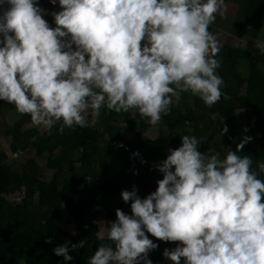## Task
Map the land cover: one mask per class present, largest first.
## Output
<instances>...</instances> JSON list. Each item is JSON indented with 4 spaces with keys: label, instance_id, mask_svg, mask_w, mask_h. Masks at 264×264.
Instances as JSON below:
<instances>
[{
    "label": "clouds",
    "instance_id": "obj_1",
    "mask_svg": "<svg viewBox=\"0 0 264 264\" xmlns=\"http://www.w3.org/2000/svg\"><path fill=\"white\" fill-rule=\"evenodd\" d=\"M49 3L59 10L49 12L38 0H0V101L29 115L32 125L60 122L59 132L91 127L102 106L136 109L156 124L180 92L206 106L224 95L216 72L220 42L209 26L223 15L225 0ZM253 46L264 52V40ZM227 132L223 125L220 136ZM180 139L152 165L162 174L155 191L142 198L135 184L121 190L131 214L115 209L111 243H100L86 264H153L149 253L158 244L146 233L179 242L162 252L173 264H264V180L240 151L252 137L244 135L222 159L201 153L195 135ZM256 169L264 173V162ZM83 244L66 241L52 252L68 262L70 248Z\"/></svg>",
    "mask_w": 264,
    "mask_h": 264
},
{
    "label": "trees",
    "instance_id": "obj_2",
    "mask_svg": "<svg viewBox=\"0 0 264 264\" xmlns=\"http://www.w3.org/2000/svg\"><path fill=\"white\" fill-rule=\"evenodd\" d=\"M38 2L49 12L59 10L49 0ZM225 3L236 5L233 15L217 14L209 26L210 31L215 27L218 33L226 31L215 56L224 95L211 106L190 91L180 92L156 124H149L136 109L117 113L102 106L93 126L73 125L59 132L60 122L40 129L29 115L0 101V137L11 141L10 153L0 141V264H86L100 243H111L107 237L98 238L100 225L108 229L117 208L131 214L121 190L135 184L142 198L155 191L162 174L152 165L165 159L169 148L180 146V135H195L201 153H219L221 159L236 150L244 135L251 136L240 151L252 158L251 168L264 180V173L256 169L257 161L264 162V52L231 40H264V0ZM43 18L54 26L51 15ZM223 125L228 132L220 136ZM153 126L158 128L157 137L145 138ZM29 149L46 159L45 167L34 158L16 159ZM133 152L139 156L133 157ZM45 168L54 171L50 180L44 177ZM17 192L23 193L20 199L8 198ZM63 220L74 223L75 234L62 226ZM146 234L158 244L149 253L153 264H173L162 252L179 242H161ZM47 237L51 243H45ZM81 239L83 247L69 250L71 261L52 252L57 245Z\"/></svg>",
    "mask_w": 264,
    "mask_h": 264
},
{
    "label": "rangeland",
    "instance_id": "obj_3",
    "mask_svg": "<svg viewBox=\"0 0 264 264\" xmlns=\"http://www.w3.org/2000/svg\"><path fill=\"white\" fill-rule=\"evenodd\" d=\"M236 9V5L234 4L233 6H230L229 4H226V8L223 12V14L226 15H233V13L235 12ZM215 34H218V40L219 42H223V39L226 38V36L224 35V33H226V31H221L219 33L213 32ZM228 34V33H227ZM224 37V38H222ZM225 40V39H224ZM232 42L236 45V46H242V47H246L249 49H253L254 48V41H251L249 38L247 37H231ZM175 103V101H174ZM30 123H26L25 126H29ZM43 126H40V129H43ZM157 126H153L149 131H147L144 134L145 138H156L157 137ZM0 141L2 143L3 148L10 153V143L11 141L6 140L4 137H0ZM34 158L36 159V161L39 163V165L44 166L46 164V159L43 157H40L36 154V151L33 149H29L26 150L22 155L17 156L16 159H18L19 161H21L22 159L26 160V159H31ZM23 160V161H24ZM53 173L54 171L49 169V168H45V172H44V177L47 180H50L53 177ZM23 196V193L21 192H17L14 194H10L8 195V198L10 199H20ZM65 211V208H63V212ZM66 216V215H65ZM64 216V217H65ZM64 219V218H63ZM62 226L67 229L71 234L75 233V229H74V223L72 222H66V221H62ZM99 234H102V237H107V228L104 226V224L100 225V231Z\"/></svg>",
    "mask_w": 264,
    "mask_h": 264
},
{
    "label": "crops",
    "instance_id": "obj_4",
    "mask_svg": "<svg viewBox=\"0 0 264 264\" xmlns=\"http://www.w3.org/2000/svg\"><path fill=\"white\" fill-rule=\"evenodd\" d=\"M212 32H216V33H218V28H217V27H215V29H214V30H212Z\"/></svg>",
    "mask_w": 264,
    "mask_h": 264
}]
</instances>
